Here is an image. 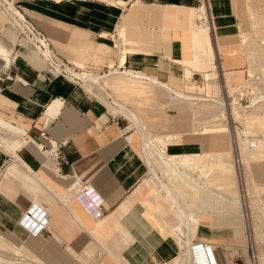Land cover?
Listing matches in <instances>:
<instances>
[{
  "label": "crops",
  "instance_id": "0c3cea01",
  "mask_svg": "<svg viewBox=\"0 0 264 264\" xmlns=\"http://www.w3.org/2000/svg\"><path fill=\"white\" fill-rule=\"evenodd\" d=\"M0 1V9L17 26L9 5ZM10 1L44 29L50 50L55 49V56L65 63H75L81 71L70 67L78 74L133 70L177 88L191 77L209 75L205 68L213 62L209 54L213 47L215 64L223 58L219 64L224 72L222 47L238 44L223 0H208L209 19L216 24L212 32L199 28L201 0ZM8 32L0 35V48L9 59L0 54V136L9 137L7 132L13 136L0 140V171L4 169L0 239L13 248L31 249L45 264H128L120 254L130 253V240L143 255L137 264H175L187 228L152 165L184 203L180 192L190 188L185 174H191L168 167L157 147L184 167L205 147L209 149L208 132L190 130L187 123L184 130L177 125L176 117L192 112L190 105L171 101L160 86L146 79L113 74L88 82L63 74L24 31ZM107 92L136 113L140 127ZM145 105L154 117L161 112L169 117L163 122L154 119L152 132L139 107ZM165 128L169 132H162ZM52 141L60 157L69 161L61 164V171L46 164L43 149ZM171 142L176 143L168 145L170 153L165 145ZM172 153H181V158ZM9 157L13 160L7 164ZM170 173L172 182L165 179ZM83 189L92 203L104 200L106 213L101 219L85 213L86 205L77 198ZM31 208L50 215L48 231L33 235L23 225ZM207 224L203 215L193 240L216 243L231 234ZM103 248L110 249L119 263Z\"/></svg>",
  "mask_w": 264,
  "mask_h": 264
},
{
  "label": "rangeland",
  "instance_id": "374dc122",
  "mask_svg": "<svg viewBox=\"0 0 264 264\" xmlns=\"http://www.w3.org/2000/svg\"><path fill=\"white\" fill-rule=\"evenodd\" d=\"M205 2L202 0L200 3L199 19L201 21L203 17L206 22L210 15L209 12L204 14ZM222 2L224 11L228 13L227 17L233 21L234 39L238 43L233 47H222L225 62L222 65L226 70L223 72L219 64L223 58H218L215 64L216 51L213 47L209 53L213 62L206 64L205 68L210 72L209 75L203 76L204 78L199 75L195 78L191 77L190 80H186L185 86L180 83L177 88L210 99L218 98L217 100L224 101L227 105L218 106L217 104L214 107L218 108L212 106L213 110L208 104L209 101H202V103L198 101L201 106L198 103H196L198 105L194 104L196 105L194 107L190 105L192 112L176 117L177 125H181V130H184V125L187 123L190 130L196 128L198 131L208 132L212 141L209 149L205 147L202 151L203 148L200 145L198 151H202L201 156H193L188 167L179 164L180 169L189 172L194 180H191L190 188L185 187L180 194L184 203L189 204L188 208L194 210L191 215L194 235L203 215L210 229L224 227L225 233H231L225 239L216 242V245L224 249L223 253L228 264L232 261L231 264H250V262L264 264V0H223ZM11 15L16 22L14 23L19 27V22L12 11ZM25 18L48 36L44 29L31 18L26 15ZM17 26L11 23L1 6L0 35H7L8 31L21 34L22 30H19ZM199 28L204 29L200 25ZM53 50L56 52L55 49ZM69 50L72 51L70 48ZM233 51L237 54L232 55ZM5 53V49L0 48V54L5 55ZM4 57L8 58V55ZM59 62L63 63L62 60ZM73 64V66L68 65L75 67V63ZM192 67L194 68V65ZM75 69L77 70L76 67ZM170 100L173 99L170 98ZM173 101L179 103V101ZM235 103H238V106ZM147 106L139 107L142 108L141 113L149 125L148 130L152 132L151 125L154 119L157 122H163L169 117L164 115V112L154 117ZM162 132H169V128L162 129ZM7 134L10 136L1 135L0 140H10L13 135L9 132ZM196 136L188 135V138L199 141L201 144L203 141ZM252 141H255L254 145L251 144ZM172 143L176 142L165 145L167 151H169L168 145ZM43 151L46 164L58 170V167L51 162L49 153L44 149ZM172 154L181 158V153ZM3 170L0 171V181ZM165 179L172 182L174 175L170 173L165 176ZM191 188L195 190L193 197ZM201 196L204 200L200 202L197 199ZM177 241L178 244L182 242L178 237ZM133 244L130 240L128 255L120 254V257L128 264H137V258L141 259L143 256L140 249ZM24 245L29 247L27 243ZM30 250L24 246L13 248L0 239V264H45ZM103 250L118 262L116 255L105 248ZM183 252L182 246L181 251L173 259L174 263L176 260L178 263L181 262ZM36 255L47 262L40 254L36 253ZM96 258L100 256L97 255Z\"/></svg>",
  "mask_w": 264,
  "mask_h": 264
},
{
  "label": "bare ground",
  "instance_id": "6f19581e",
  "mask_svg": "<svg viewBox=\"0 0 264 264\" xmlns=\"http://www.w3.org/2000/svg\"><path fill=\"white\" fill-rule=\"evenodd\" d=\"M4 1L9 5L10 10L15 15L17 22H19V25H20L19 28H20V30L25 31L26 33H29V30H27V28H26L27 24H26L25 15L23 16V14L17 9V7H15V5L13 4L12 1H10V0H4ZM205 1L206 2H205V5L203 7V10H204V14L206 15L207 12H209V2H208V0H205ZM199 23H200V26H202L204 28V30L209 31V32H212V30L214 28V25H215V23L212 22V20L209 19V18H207L206 19V22H205L203 20V17L201 18V21ZM27 37L30 40H32L33 42H36V41L41 42V44H39V42L36 43L37 47L39 49H41V50H44L45 55L49 58L48 60H50V62L54 65V68H57V70H59L61 73H67V72H69V73L74 74L75 76L76 75L77 76L79 75V76H82L81 77L82 80L88 81V82H90V81L91 82H100L101 80L102 81L105 80V77H107V75H101V74H95V73H87V72H81L80 74H78L76 72V70H74L72 67L66 66V65H68V63H65L63 60H62L63 63H59V61L61 59L59 57L55 56L52 48H51V50H52V52H51V50L49 48V47H51V44H50V40H49V38L47 36H46V38H43V37H39L38 35H36L35 33H33V35L28 34ZM54 56L56 57V59L54 58ZM5 58L9 61V59L7 57H5ZM55 65H57V67H55ZM113 74H116V75H119V76H129V77H136V78L146 79L147 81H151L153 83H156L158 86H160V88L163 89L164 92L167 93V95L171 99L176 100V101H179V103L182 102L183 105L184 104L193 105V107H194V106H196V105L199 104L198 101H201V103H202V101H206V102L209 101L208 104H210L211 107L212 106L214 107L217 104H218V106H220V105H227L226 102L221 101V100H217L218 98L217 99H215V98L214 99L213 98L210 99V98H207L206 96L204 97V96H201V95L191 94L189 92L181 91V90L175 88L174 86H172L171 84H169V83H167V82H165L163 80H160V79H158L157 77H155L153 75H148L146 73H141V72H138L137 73V72H135L133 70H125L122 73L120 71H112L111 70V73L109 75H113ZM93 84H95V83H93ZM225 84H226V82H225ZM107 96L113 98L115 100L117 106L120 107V109H123L125 111V113L132 119L131 121L134 122V125L140 127V123H139L138 116L136 115V113H134L132 110L128 109L123 103H121L118 99H116L111 93L107 92ZM196 103H198V104H196ZM194 104H196V105H194ZM210 105H207V106H210ZM236 105L238 106V103ZM203 107H204V105H203ZM213 107L211 109H213ZM214 108H218V107H214ZM149 141L151 143H154L152 141V139H148V142ZM41 146H43V145H41ZM157 148L160 151V154H161V157H162V161H164V163L168 167H170V168H173L174 167V170H179V168H180L179 167V164H177L176 162H174L168 155H166L165 152H164V150H162V148H160L159 146ZM55 150H56V147H53L52 145H50V147L48 149H45V151L48 152L49 153V156L51 157V162L55 166L58 167L59 171H61L59 165L57 164V162H56V160L54 158V156L56 154L55 153ZM12 158H14V157L12 156ZM152 171H153L155 177L162 184L163 188L168 192V194L170 195V197L175 201L176 207L179 210L180 215L182 216V219L184 221V224H185V226L187 228L186 243L183 245L184 252H183L182 257L180 258L181 259V262L178 263V260H176V264H194L197 259L195 258L194 252L192 250L193 244H195L196 241H198V242L199 241H207V240H193L192 239V238H194V234H193V228H192L191 215L193 214L194 210L189 209V208H186V206L181 201V199L178 196V194L176 193V191L170 185H168L165 182V180L158 173L157 169L155 167H153V165H152ZM185 175L189 179V181L191 182L192 177L188 173H186ZM192 181H194V180H192ZM194 184L196 185V182ZM90 197L93 199L92 195H90ZM77 198L86 205L85 213L88 215L89 218H91V219H101L102 218V217H100V218H94L92 216L91 210H92L93 206L96 205V202L94 201V199H93L94 203H92L90 201V199L88 198V193H86V190L83 189V191L77 196ZM197 200H199V201L202 200V197H199V199H197ZM87 202H89V204H87ZM103 204H104V200H103ZM30 211L33 212L34 209H32V208L29 209L26 212V214L23 217V219H27V218H29V216H30V218L33 219V216L31 215V212ZM33 213H35V211ZM48 216H49L48 218L50 220L51 217H50L49 214H48ZM48 224H49V221H48ZM183 237H184V235H183ZM207 242H210L213 246L216 247L215 248V249H217L216 250V252H217L216 258H217L218 264H228V262L225 259L224 253H223L224 252V249L221 248L219 245H216V243H212L211 241H207ZM106 250H108V249H106ZM180 259H179V261H180ZM231 263H233V261ZM231 263H229V264H231ZM250 264H252V262H250Z\"/></svg>",
  "mask_w": 264,
  "mask_h": 264
},
{
  "label": "built area",
  "instance_id": "2783aa9c",
  "mask_svg": "<svg viewBox=\"0 0 264 264\" xmlns=\"http://www.w3.org/2000/svg\"><path fill=\"white\" fill-rule=\"evenodd\" d=\"M26 28L27 30H29V33H25L26 36H28V34L33 35V33H35L36 35H38L39 37H43L46 38V35L39 31V29H37L36 27H34L29 21L26 20ZM34 31V32H33ZM39 41H36V43H38ZM39 44H41V42H39ZM51 65L54 67V65L51 63ZM53 147H56L55 150V160L57 162V164L59 165V167L61 166L62 163H68L69 161L65 158V157H60V153H59V147L57 145V143L55 142H51ZM55 144V145H54ZM252 145L255 144V141H252L251 143ZM12 160L11 157H9L8 159V163ZM7 163V164H8ZM61 168V167H60ZM35 211V213H33ZM33 212H31V215L33 216V219L27 218V219H23L22 223L25 227H27V229H29L30 233H32L33 235H39L42 234L43 232L48 231V221H49V216L46 212H43L42 210L39 209V211L34 210ZM106 213V207L103 204V201H96V205L93 206L92 210H91V214L94 218H100L103 217ZM216 247L213 246L210 242L207 241H196L195 244H193L192 250L194 252V256L197 259L196 262L194 264H218L217 261V252L215 249Z\"/></svg>",
  "mask_w": 264,
  "mask_h": 264
}]
</instances>
